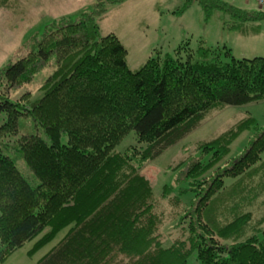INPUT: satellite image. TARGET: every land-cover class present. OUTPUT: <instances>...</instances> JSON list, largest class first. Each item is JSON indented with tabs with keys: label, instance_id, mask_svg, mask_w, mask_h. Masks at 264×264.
<instances>
[{
	"label": "trees",
	"instance_id": "16d2710c",
	"mask_svg": "<svg viewBox=\"0 0 264 264\" xmlns=\"http://www.w3.org/2000/svg\"><path fill=\"white\" fill-rule=\"evenodd\" d=\"M126 1L100 0L81 19L53 23L0 70V264L30 243L33 256L60 234L37 264H189L194 255L197 264H264V216L252 209V178L260 168L264 175V126L251 115L194 144L198 157L167 168L177 173L171 204L184 210L169 225L142 179L215 113L264 102V58L237 60L226 46L194 51L186 42L131 71L121 41L99 26L107 4ZM199 2L209 18L230 16L225 28L243 35L249 21L264 19L261 7ZM35 84L39 97L15 96ZM247 132V146L226 160ZM131 134L136 144L121 152ZM216 205L229 215L216 221ZM166 227L179 233L173 242L165 241ZM250 229L257 231L240 240Z\"/></svg>",
	"mask_w": 264,
	"mask_h": 264
},
{
	"label": "rangeland",
	"instance_id": "374dc122",
	"mask_svg": "<svg viewBox=\"0 0 264 264\" xmlns=\"http://www.w3.org/2000/svg\"><path fill=\"white\" fill-rule=\"evenodd\" d=\"M20 1L10 0L6 7L0 8V70L25 55L33 41L37 42L47 28H51L53 23L61 21L65 17L72 21L81 19L83 15L91 13L100 0ZM221 1L239 9H260L258 0ZM185 5L189 6L182 11ZM106 7L108 13L99 24L100 31L103 36L112 34L121 41L128 52L127 64L131 71L139 70L148 59L156 56L157 53H173L186 42L190 43V47L194 51L201 44L213 49L226 46L231 51L233 58L237 60L264 58V19L260 22L249 21L247 23L248 34L243 35L225 28L226 23L230 24L233 21L230 16L215 11L210 18L207 17L199 0H192L190 4L187 0H127L118 5L107 4ZM258 26L260 31L254 35L252 30ZM40 86L41 84H35L32 87L27 86L25 89L17 91L15 96L19 97L23 93L30 92L39 97L38 89ZM247 115H251L259 125L264 126V102L243 107H227L215 113L199 129L188 135L178 145L167 150L143 171V184L148 186L156 199L159 200L156 205V212L162 213L166 225H169L167 222L171 221L176 214L184 213L182 208L173 207L171 204L174 196L170 194L168 188L173 183L177 173L173 172L166 175L167 168L170 165H178L188 156L198 157L197 152L200 144L228 133ZM135 138V135L131 134L122 143L119 150L122 152L135 145ZM250 138V132L242 134L231 145L232 148L226 160L229 161L236 157L238 152L247 146ZM198 142L200 144L196 147L194 144ZM182 147L187 148L183 155ZM189 152L191 154H187ZM19 167L24 171L23 164L20 163ZM257 167L260 168L261 166L258 164ZM261 169L252 178L256 187L254 196L257 198L252 209H255L256 213L260 211L259 216L263 217L264 175L262 172L259 173ZM249 183H251L250 180L247 184ZM221 196L225 201L229 199L227 196ZM190 200H192L190 195L185 197L186 203H189ZM212 215L218 221L217 218L221 219L229 215V208L219 206L212 212ZM249 228L252 227L249 226L247 229ZM253 230L257 231V229H252L246 234V237L244 236L240 240L244 241L248 236H251ZM176 233L179 237L178 231ZM177 235L173 229H167L166 243L173 242ZM61 238L62 234L51 245L33 256L29 252L34 243H30L13 254L5 264H37ZM189 264H197L196 255L192 257Z\"/></svg>",
	"mask_w": 264,
	"mask_h": 264
},
{
	"label": "built area",
	"instance_id": "2783aa9c",
	"mask_svg": "<svg viewBox=\"0 0 264 264\" xmlns=\"http://www.w3.org/2000/svg\"><path fill=\"white\" fill-rule=\"evenodd\" d=\"M258 1H259L258 5L262 8H264V0H258Z\"/></svg>",
	"mask_w": 264,
	"mask_h": 264
},
{
	"label": "crops",
	"instance_id": "0c3cea01",
	"mask_svg": "<svg viewBox=\"0 0 264 264\" xmlns=\"http://www.w3.org/2000/svg\"><path fill=\"white\" fill-rule=\"evenodd\" d=\"M259 33V32H258Z\"/></svg>",
	"mask_w": 264,
	"mask_h": 264
}]
</instances>
